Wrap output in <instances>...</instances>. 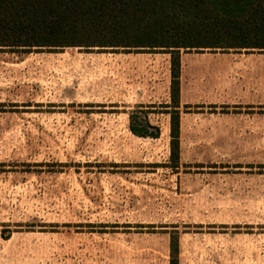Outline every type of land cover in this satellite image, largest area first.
Returning a JSON list of instances; mask_svg holds the SVG:
<instances>
[{
	"label": "rangeland",
	"instance_id": "374dc122",
	"mask_svg": "<svg viewBox=\"0 0 264 264\" xmlns=\"http://www.w3.org/2000/svg\"><path fill=\"white\" fill-rule=\"evenodd\" d=\"M116 51L125 52L0 47V243L10 248L4 257L11 264H132L140 256L126 247L132 240L162 245L163 236L177 243L189 233L214 248L219 264H264V104L252 103L264 101V49H181L194 55L196 70H219L234 104L206 109L217 113L212 137L186 140L195 142L200 161L180 171L190 181L185 193L196 199L171 194L165 204L154 203L153 188L115 186L122 178H150L152 170L105 161L118 140L98 137L106 127L98 108L48 101L41 92L49 70L63 73L60 91L79 60L88 65L97 56L88 54ZM111 194L115 205L107 203ZM132 195L144 201L143 211L132 213Z\"/></svg>",
	"mask_w": 264,
	"mask_h": 264
},
{
	"label": "crops",
	"instance_id": "0c3cea01",
	"mask_svg": "<svg viewBox=\"0 0 264 264\" xmlns=\"http://www.w3.org/2000/svg\"><path fill=\"white\" fill-rule=\"evenodd\" d=\"M88 55L97 56L88 59V65L86 61V64H83L79 60V67L77 63L79 70L75 68V70H67L65 77H62L66 80L67 86L60 91L55 88L61 77L59 74L63 73H60V70H49L50 73H46L48 84L45 88L41 85V92L46 90L50 98L48 101H56L52 99L61 97L63 102L68 104H87L98 108L99 123L106 125L104 130L97 131L98 137L118 140L114 144V153L105 156L107 158L105 161L117 165L139 164L144 166L139 168L152 170L150 178L133 181L122 178L115 186L129 184V186L153 188L152 193L159 195L153 200L154 203H170L168 198L171 194L179 198L182 196L184 200L196 199V194L185 193L189 180L182 175L180 169L184 164L200 161L195 153L197 148L195 142L188 144L186 140L210 138L212 133L216 132L209 128L215 119L211 117H215L217 113L209 110L216 109L219 105L234 104V101L228 99L231 88L225 91L219 84V70H196L198 66L194 62V55L182 51L179 106L173 107L171 53L116 51ZM53 81L55 83H52ZM233 90L232 88V92ZM252 103L262 105L264 101H261L259 96L258 101ZM193 108L197 110L192 111ZM174 109L180 111L178 166L170 165L171 111ZM135 113L141 115L137 117V121H134V117L132 120V115L134 116ZM132 121L135 126L141 128L148 124L158 127L160 133L157 137L136 134L131 130ZM102 182L108 187L114 185L111 180ZM172 188H176V191ZM104 193V191L100 192V197ZM110 197L107 203L115 205L116 202L110 201L115 200L116 195L111 194ZM131 198L132 213L143 211L141 206L144 201L136 196ZM169 209V204H166V211ZM111 211L114 212V209L112 208ZM166 216L169 215L161 214L159 217ZM162 241V245H153L154 243L151 242L132 240L130 243L132 245L126 247H131L132 251L140 254L137 259H132V264H170V237L163 236ZM123 245L119 243L118 247H114L115 251L121 250ZM178 247V264H219L218 256L214 255V248L208 243H201L199 238L189 233H180ZM9 249L6 244L0 243V264H11V260L4 257V251ZM222 260L227 261V258Z\"/></svg>",
	"mask_w": 264,
	"mask_h": 264
},
{
	"label": "trees",
	"instance_id": "16d2710c",
	"mask_svg": "<svg viewBox=\"0 0 264 264\" xmlns=\"http://www.w3.org/2000/svg\"><path fill=\"white\" fill-rule=\"evenodd\" d=\"M97 46L171 53L179 106L181 49H264V0H0V47ZM133 120V116H132ZM157 137L158 127H137ZM180 157V111H171V160ZM178 242L170 264H178Z\"/></svg>",
	"mask_w": 264,
	"mask_h": 264
}]
</instances>
